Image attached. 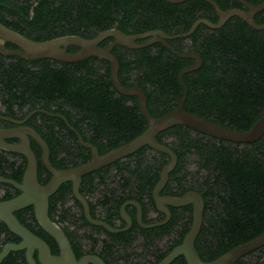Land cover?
I'll return each instance as SVG.
<instances>
[{
  "label": "trees",
  "instance_id": "16d2710c",
  "mask_svg": "<svg viewBox=\"0 0 264 264\" xmlns=\"http://www.w3.org/2000/svg\"><path fill=\"white\" fill-rule=\"evenodd\" d=\"M215 1L223 10L242 6L238 0ZM246 1L257 5L264 0ZM202 17L211 21L217 19L213 5L205 0L182 3L167 0H0V22L37 41L64 35L93 38L113 27L126 33L152 28L182 33ZM255 20L264 23V10ZM172 45L181 53L197 52L202 58L199 69L184 75L188 88L185 111L238 131L249 130L264 115V30H256L242 18L233 16L218 29L200 24L192 35L173 40ZM121 49L114 50L120 59L121 84L141 88L154 117L175 110L183 96L180 72L193 60L180 57L162 45L130 52ZM39 66L40 69L29 70L23 60L0 54V101L4 114L16 116V105L19 109L27 105L48 110L57 107L70 122L77 124L87 118L99 122L103 137L92 140L101 147L100 142L107 139L105 151L129 142L147 128L148 122L139 109L137 96L124 95L114 87L110 63L106 59L95 56L78 62L44 59ZM19 71L32 74L17 78L15 74ZM22 88L32 95L30 104L29 101L17 103L16 90ZM37 115L43 116V125L37 128L50 144L52 164L65 168V160L72 155L71 146L65 145L61 134L65 123L46 114ZM157 139L177 155V165L169 174L164 192L182 195L195 190L204 199L203 222L195 240V248L203 261L214 260L264 232V134L255 142L241 143L219 139L186 125H175L160 132ZM36 154L39 153L36 151ZM168 161L167 154L143 146L116 166L120 172L111 180L113 188L110 190L125 191L130 185L132 196L137 194V199L141 200L139 191L159 181L160 172ZM26 164L24 155L0 148L1 176L21 182ZM38 178L42 184L47 182L41 170ZM69 192V187L62 186V196ZM19 193L12 184L0 182V201ZM50 207L51 219L63 228L76 256L80 257L84 240L94 251L98 240L92 235L78 233L84 225L79 223L71 208L62 207L58 211L55 199L50 201ZM53 211L60 218H55ZM15 215L43 238L53 253H58L57 243L41 228L33 206L18 210ZM65 222L68 224L64 228ZM191 223L192 206L175 209L172 224L163 229L158 238L138 243L134 236L125 241L106 239L100 255L108 264L112 263L105 254L115 256L116 261L125 259L129 264H158L182 242ZM163 235L168 240L161 246ZM10 242L18 243L20 238L0 221V251ZM117 244L122 246L116 247ZM0 264L28 263L20 250L10 252ZM171 264L187 262L184 256H179ZM236 264H264V245L242 256Z\"/></svg>",
  "mask_w": 264,
  "mask_h": 264
},
{
  "label": "water",
  "instance_id": "95a60500",
  "mask_svg": "<svg viewBox=\"0 0 264 264\" xmlns=\"http://www.w3.org/2000/svg\"><path fill=\"white\" fill-rule=\"evenodd\" d=\"M167 1L180 3L186 0ZM207 1L214 6L219 17V21L217 23H213L206 18L198 19L194 22L190 30L175 36H168L163 32H148L138 35L127 34L117 28H113L103 31L94 38H85L79 35H64L48 40L36 41L0 22L1 54L11 56L17 55L21 58L31 60L39 58H52L63 62H77L90 56H96L109 61L111 81L114 87L124 95L138 97V105L148 122L147 128L141 134L129 142L113 148L103 154H100L98 149L93 144L84 141L81 134L76 129L71 127L76 131L80 142L84 146L91 149V158L82 164L65 169H57L51 164L49 160V146L35 129L30 127L0 128V148L9 152L22 154L27 159L26 169L21 182L0 175V182L12 184L20 191L17 196L0 201V221H3L8 226L10 231L20 238V242L18 243L10 242L3 246L0 251V263L9 255L10 252L24 250L28 264H37V260L41 264H107L101 257L95 254H88L79 259L77 258L68 236L62 227L53 221L49 215V200L63 183L71 181L73 193L83 204L85 215L88 220L93 224L103 225L110 231H116L107 223L95 220L91 217L89 203L80 193L82 177L123 157L129 156L146 145L169 156V161L163 166L160 172L159 181L155 184L153 189V196L158 209L165 212L169 218L170 211L167 206L181 207L192 205V223L189 231L184 236L182 242L176 245L158 264H171L179 256H184L187 264H236L242 256L257 250L264 245L263 232L254 239L230 249L214 260L203 261L195 248V240L200 232L203 222L204 199L202 195L195 190H189L182 195L161 196L160 192L167 184L170 172L177 165V155L169 146L160 143L157 139V135L160 132L172 126L186 125L199 132L219 139L241 143H252L260 139L264 134V115L260 117L249 130L238 131L185 111L184 104L187 98L188 88L184 81V75L187 72L199 69L202 65V58L198 53L183 54L169 46L171 51L176 55L184 58H193L197 60V62L182 69L180 72L179 80L183 87V96L177 108L163 116L154 117L148 110L145 92L139 87H126L121 84L118 75L119 60L112 53V48L116 44L132 48L145 46L150 42L140 45L136 44L135 40L149 35L159 34L166 38L187 37L195 31L200 23H204L211 28L217 29L224 25L225 22L233 16H238L244 19L252 28L256 30H264V24H258L254 19V15L264 9V1L259 5H252L245 0H239L249 8L248 11L240 8L223 10L215 1ZM108 37H113L114 41L106 47L99 46V43ZM7 42L19 46L22 51L8 49L5 45ZM70 45L80 47V50L77 52H69L68 47ZM57 116L62 117L65 123L68 126H71L65 116ZM24 121L25 120L20 121V123H23ZM13 137H18L21 141L19 143H9L7 139ZM30 137H33L41 146L43 163L52 174L50 180L45 184L40 183L38 178V159L31 147ZM131 203H134L139 208V219L141 220L140 205L137 202ZM29 206H33L35 217L41 228L57 243L59 247V254H54L50 245L43 238L23 225L15 215L16 211ZM122 211L125 216L126 213L124 207L122 208ZM162 223L164 222L159 224ZM36 252L37 258H35Z\"/></svg>",
  "mask_w": 264,
  "mask_h": 264
},
{
  "label": "flooded vegetation",
  "instance_id": "af4514ba",
  "mask_svg": "<svg viewBox=\"0 0 264 264\" xmlns=\"http://www.w3.org/2000/svg\"><path fill=\"white\" fill-rule=\"evenodd\" d=\"M186 1H188V0H186ZM186 1H183V2H186ZM205 1H207V0H205ZM213 1H215V0H213ZM207 2H209V1H207ZM246 2H248V1H246ZM170 3H172V2H170ZM180 3H182V2H180ZM239 3L242 5L241 7L233 6L230 8H240V9H243L245 11L249 10V8L245 4L241 3L240 1H239ZM248 3H250V2H248ZM250 4H252V3H250ZM252 5H255V4H252ZM257 5H259V4H257ZM230 8H228V9H230ZM215 13L217 15L216 10H215ZM258 13H256L254 15V19ZM202 18H205V17H202ZM199 19H201V18H199ZM206 19H208V18H206ZM197 20H195V21H197ZM218 21H219V17L217 15L216 21H212V22L217 23ZM200 24H204V23H200ZM224 25H222L221 27H223ZM113 28L119 29L118 27H113ZM113 28H111V29H113ZM212 29H215V28H212ZM119 30H121V29H119ZM121 31H123V30H121ZM148 32H163L168 36H175V35L185 33V32H182V33H174L173 34V33L166 32L162 28H152V29H148V30L138 32V33H127V34L138 35V34H144V33H148ZM108 38H111V39L107 43H105ZM108 38H105L104 40H102L99 43V46L106 47L111 42L114 41L113 37H108ZM178 38H185V37L166 38V37H163V36L157 34V35H149V36H146L143 38H137L135 40L136 44H140V45L142 44L143 45L147 42H150L149 44L142 46V47L132 48V47H128V46L120 45V44L114 45L112 48V53L119 60V72H120V59L117 56V54L114 52L115 48L120 47V48H122L121 49L122 52H125L126 50L130 52V50H139V49L147 48L150 46L162 45L171 51L169 46L173 47L172 41L176 40ZM5 45L8 49H14V50L22 51V49L15 44L7 42ZM69 49H75V50H69ZM79 50H80V47H77V46L70 45L68 47L69 52H77ZM190 53H197V52H187V53H183V54H190ZM12 56H15L17 59L23 60V64L26 65L29 68V70L40 69L39 64L44 59L56 60V59H52V58H39V59H32L31 60V59L21 58L20 56H17V55H12ZM91 57H93V56H90L88 58H91ZM88 58H85V59H88ZM85 59H83V60H85ZM189 59L193 60L192 64H190L189 66H191L197 62V60H195L193 58H189ZM80 61H82V60H80ZM61 62H63V61H61ZM189 66H187V67H189ZM31 74H32L31 72L25 73V72L19 71V72H16L15 76L17 78H19V77L20 78H27L28 75H31ZM118 75H119V73H118ZM16 96L18 97L17 103H21L22 101H29V104H30L32 101V98H33L32 95L30 94V92L27 91L26 89H23V88L21 90H16ZM137 100H138V97H137ZM1 106H2V103L0 101V128L30 127V128L35 129L43 137V139L47 142V144L49 146V160L52 164L50 144L48 143V141L44 138V136L41 134V132L37 128V127H39V128L42 127L43 116L37 115V114L41 113V114H46L48 116H52L55 118H59L64 123H65L64 119L60 116H57V115H63V116H65V115L63 113H61L60 111H58L56 109L57 107H53V110H48V109L41 107V106H39L37 108H30V105H27L26 107L19 109V106L16 105V107L18 109V114L16 116H10V115H6L3 113V111H2L3 109L1 108ZM139 109H140V107H139ZM79 117L82 118V117H88V116L80 115ZM23 120H25V121L23 123H20V121H23ZM68 121H69L71 126H68L65 123L66 127L62 129V133H61L65 145H68V146L70 145L71 149H72L71 157L67 161L65 160V162H64V165H66L65 168L77 166L79 164H82V163L88 161L91 158V149L84 146L80 142L79 136L77 135V133L74 129H76L81 134L84 141L93 144L98 149L100 154L102 152H104V153L107 152V150L106 151L104 150V148H106L105 144H108L107 139H103L104 141L100 142V144L102 143L101 147L98 144H96L95 142H93V140H92L93 138H98V137L102 138L103 137V132L101 131L102 127H101V124L99 122L90 121L88 118L84 122L80 121L77 124L74 121L70 122L69 119H68ZM71 127H73L74 129ZM57 128H60V127H57ZM7 141L9 143H19L21 140L18 137H13V138L7 139ZM30 144H31V147H32L34 153L36 154V151L39 153L38 155L36 154L37 159H38V172L41 170L45 180L48 182L50 180V178L52 177V174L50 173V171L47 169V167L43 163L42 148L33 137H30ZM129 156H131V155H129ZM129 156L123 157V158H121V159H119V160H117V161H115L109 165H106L104 167H101V168H99L93 172H90V173L84 175L82 177V181H81V185H80V193L85 197V199L89 203L91 217L95 220H99V221H103V222L107 223L112 229H114L116 231H110L105 226L93 224L88 220V218L85 215V209H84L83 204L75 197V195L73 193L71 181H67V182L63 183L59 187V189L50 197L51 200L52 199L56 200L58 211L62 207H68V208H71L72 213L76 214V216L79 220V223L84 225L81 229L78 230V233L80 235H82V236L85 234L92 235L94 240L95 239L98 240L94 251L91 249V244L88 243V241L84 240V244L82 246L83 251L81 252V255L79 258H81L84 255H88V254H95V255H98L99 257L102 258V256L100 254L104 248L103 241L106 239L109 240V242H111L112 240H115V239L117 240V238L119 240L123 239L125 241L126 239H130L134 236V238L136 239L135 241H137L136 243H138L141 241L143 242V241L150 239V238H158L159 235L161 234V232L163 231V229L169 227L172 224L173 210H175V209L183 210L187 207L192 206V205H186V206H181V207L167 206L169 211H170V217L168 218L167 214L165 212L159 210L157 207L156 201H155L154 196H153V189H154L155 184L152 187L150 185H147L146 190L139 191L141 193V196H140L142 198L141 200L137 199V194L132 196L130 185H127L126 188H124L125 191H122L121 189H119V190L113 192V190H110L113 188V186L110 185L111 180L113 178H115L116 176H118V174L120 172V170L118 168H116V166H118V164L122 160H126L127 158H129ZM61 157L66 158L64 156H61ZM65 168H57V169H65ZM62 186H64L65 188L69 187L70 192L66 196L65 195L62 196L60 194V192L62 190ZM164 190H165V187L160 192L161 196L165 197V196L170 195V194L165 193ZM58 196H59V198H58ZM51 200H49V213H50V209H51V207H50V201ZM131 202H137L140 205V207H141V220L139 219V208L137 207V205H135L134 203H131ZM123 207H124L125 213H126L125 216L123 215V211H122ZM52 215L55 218H60L59 214L55 213L54 211H53ZM161 222H164V223L159 224ZM66 224H68V223L65 222V224H63L64 228H65ZM155 224H158V225H155ZM167 240H168L167 236L162 237L160 245L163 246L164 245L163 242H165ZM121 246H122L121 244H117L116 247H121ZM22 251L25 255V251L24 250H22ZM54 254H59V247H58V253H54ZM105 255H108L106 257H108V259L111 261L112 264H129L128 262L125 261V259H120V260L116 261L115 256H111L110 254H105ZM35 258H37V252L35 254ZM37 264H41V263L37 260Z\"/></svg>",
  "mask_w": 264,
  "mask_h": 264
}]
</instances>
